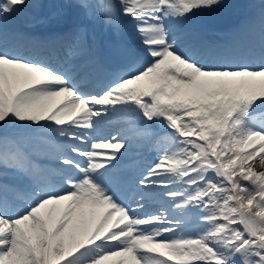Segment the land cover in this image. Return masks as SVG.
I'll return each instance as SVG.
<instances>
[{
	"label": "snow or ice",
	"instance_id": "6c2138e0",
	"mask_svg": "<svg viewBox=\"0 0 264 264\" xmlns=\"http://www.w3.org/2000/svg\"><path fill=\"white\" fill-rule=\"evenodd\" d=\"M40 6L0 0V24ZM67 6L129 18L142 48L101 80L75 63L98 62L79 18L57 65L0 27V264H264V7L237 53L192 28L225 0ZM134 148L155 153L138 174Z\"/></svg>",
	"mask_w": 264,
	"mask_h": 264
},
{
	"label": "bare ground",
	"instance_id": "6f19581e",
	"mask_svg": "<svg viewBox=\"0 0 264 264\" xmlns=\"http://www.w3.org/2000/svg\"><path fill=\"white\" fill-rule=\"evenodd\" d=\"M258 1V3L259 4H261V0H257ZM262 5V4H261ZM264 6V5H263ZM196 18H201V17H196ZM82 56H83V54L81 55V58H82ZM260 169H262V168H260L258 165L256 166V171H260ZM114 260H119V259H122V258H119V257H117V258H113ZM105 264H112V261H107V262H105Z\"/></svg>",
	"mask_w": 264,
	"mask_h": 264
},
{
	"label": "rangeland",
	"instance_id": "374dc122",
	"mask_svg": "<svg viewBox=\"0 0 264 264\" xmlns=\"http://www.w3.org/2000/svg\"><path fill=\"white\" fill-rule=\"evenodd\" d=\"M262 171H264V169H262Z\"/></svg>",
	"mask_w": 264,
	"mask_h": 264
}]
</instances>
